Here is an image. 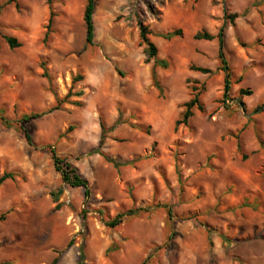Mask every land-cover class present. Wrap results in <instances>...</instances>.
Segmentation results:
<instances>
[{"label": "rangeland", "instance_id": "rangeland-1", "mask_svg": "<svg viewBox=\"0 0 264 264\" xmlns=\"http://www.w3.org/2000/svg\"><path fill=\"white\" fill-rule=\"evenodd\" d=\"M85 2L0 0V176L12 174L0 183V264H78L80 245L85 264H264V0H95L92 45ZM138 21L167 68L145 62ZM221 29L227 95L217 37L193 38ZM187 79L203 85L204 109L175 125ZM69 90L25 124L29 143L20 117ZM45 145L70 158L88 198ZM139 206L150 210L105 224Z\"/></svg>", "mask_w": 264, "mask_h": 264}, {"label": "trees", "instance_id": "trees-1", "mask_svg": "<svg viewBox=\"0 0 264 264\" xmlns=\"http://www.w3.org/2000/svg\"><path fill=\"white\" fill-rule=\"evenodd\" d=\"M16 0H6V2H11ZM46 4L49 6L51 5V0H45ZM15 5L17 6L18 3L15 2ZM96 2L95 0H86L84 9H83V22H84V29H85V45H92L94 43V22H93V13L95 9ZM53 11L50 9L49 12V18L47 26L51 25L52 17H53ZM235 14L230 15V21L233 22V17ZM138 41L140 45H143L144 53L146 54L145 62H149L150 60L153 61V66H159L161 68H167L168 62L164 58L158 57V50L155 43L150 39V31L148 30V27L144 25L141 21H138ZM181 34V29H175L169 32H166L163 34L165 38H171L173 36ZM4 39L8 43L10 47H16L19 45V43L16 41V39L12 36H5L3 35ZM215 37H217L218 40V49H217V59L219 61V68L223 70L224 73V95H227V91L230 88V78H231V72L229 70V66L223 51V32L222 29L217 34L209 33L206 30H199L196 31L193 34L194 39H203V40H212ZM190 69L199 71L201 73H211L212 70L205 66H190ZM152 78L154 82V86L161 90V86L155 76V72H152ZM187 81L192 82V85L190 86V98L186 100L183 103V110L181 111L180 117L175 120V125H178L180 123L187 125L189 118L193 115L194 109H197L199 111H203V104L200 100V94L203 90V85L194 79L190 80L187 79ZM240 93L243 94H249V90H243L239 89ZM71 95V91L69 90L63 98L56 99V103L51 106L50 108L38 111V112H31L23 114L19 121L21 123V130L23 131L24 137L26 140L31 143V136L28 131V127L25 125L27 122L36 119L45 113H49L55 109H58L62 102H65L67 98ZM262 106H259L256 108L255 111L261 109ZM264 111V108L262 109ZM5 124H9L7 120H4ZM103 128V125H101ZM72 129V126H69L67 130ZM43 148H46L50 154V158L52 160V164L58 172H60L61 180L62 182L68 184L71 187H81L83 189V196L85 198H88L90 196V188L88 185V182L85 178H83L80 173L78 172L76 166L71 162L70 158L66 155L59 154L54 146L52 145H45ZM99 152V151H97ZM104 158L108 161L113 162L114 164H118L114 159H110L104 154H102ZM126 163V162H124ZM12 174L10 173H3L2 176H0V183L6 178H11ZM157 206H163L166 209L168 218L170 219L172 216L171 208L167 204H157ZM150 210V206H139L137 208H130L124 212H120L116 214L111 220H108L105 222V224L109 227H114L118 224H120L126 217H133L137 216L143 212H148ZM5 219V213L0 214V222ZM174 232L171 233L168 236V239L166 240L164 247H170L171 241L173 239ZM72 243V240L68 242V245ZM211 244V241H210ZM58 260V257H54L52 261L49 264H56ZM78 264H85L84 262V253H83V246H79V257H78Z\"/></svg>", "mask_w": 264, "mask_h": 264}]
</instances>
